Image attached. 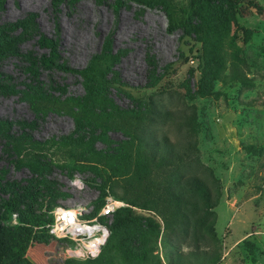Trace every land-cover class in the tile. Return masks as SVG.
Wrapping results in <instances>:
<instances>
[{
  "label": "rangeland",
  "instance_id": "374dc122",
  "mask_svg": "<svg viewBox=\"0 0 264 264\" xmlns=\"http://www.w3.org/2000/svg\"><path fill=\"white\" fill-rule=\"evenodd\" d=\"M252 1L261 9L238 0L231 14L225 0H211L195 32L184 23L188 0H0V35L18 39L15 53L0 54V121L7 122L0 130V245L21 238L28 264H150L142 250L152 232L144 217L151 216L158 224L152 253L164 262L171 235L156 214L133 208L139 219L117 228L113 215L98 217L102 198L112 187L121 192L115 181L122 179L108 178L94 154L133 140V123L116 110L140 107L168 111L151 128L179 144L182 117L194 116L199 162L221 191L216 240L197 250L216 253L213 264H264V0ZM240 27L251 30L247 38ZM216 39L217 70L209 53ZM31 143L37 151H28ZM59 208L96 217L110 241L91 258L73 253L72 240L43 230ZM188 243L178 245L183 263L207 264L189 256Z\"/></svg>",
  "mask_w": 264,
  "mask_h": 264
},
{
  "label": "trees",
  "instance_id": "16d2710c",
  "mask_svg": "<svg viewBox=\"0 0 264 264\" xmlns=\"http://www.w3.org/2000/svg\"><path fill=\"white\" fill-rule=\"evenodd\" d=\"M210 1L188 0V12L184 23L192 26L195 32L200 31V27L203 26L202 11ZM225 1L231 14H234L238 0ZM247 3L257 10L261 9V6L252 0H247ZM192 18H196L197 22L191 25L190 19ZM22 22L21 19L15 23L22 26ZM240 29L244 37L247 38L251 30L245 27H240ZM17 41L15 36L1 34L0 54L15 53ZM40 43L49 48L50 51H54V44L50 38L42 36ZM209 53L217 70L220 65L219 39L212 42ZM29 69L33 75H36L33 67H29ZM80 71L83 76L87 73V70ZM2 86L3 84L0 83V87ZM7 87L5 85V88ZM104 99L111 105L107 97ZM139 108H130L125 111L116 110L118 114L127 115L133 123V134H128L133 137V140L115 141L113 142L114 146L110 148L111 152H105L102 155L100 153L99 155L98 153L94 154L99 159L102 156L104 166L101 167V171H107L109 173L106 175L108 178L112 176L122 179L121 183L115 181V185L121 189V192L114 191L112 187L110 188L111 195L122 200L128 206L121 207L112 213L114 217L111 226L117 228L137 221L139 216L132 207L153 212L160 218L163 228L170 233L171 238L168 241L169 250L165 253L163 262L158 254L152 253L158 235V230L153 231V227L158 224L153 217H144L147 219V225L152 232L144 242L150 245L142 250V254L145 259L150 255V264H185L186 260L183 263L184 260L178 250V245L182 242L186 247L190 246L189 241L193 245V250L189 252V256H197L207 264H213L218 259L216 253L207 255L203 250L198 251L197 249L200 248V245L206 246L210 239L216 240L213 227L215 221L213 208L219 201L221 191L218 179L209 168L199 162L193 136L194 116L185 115L182 117L181 123L184 128L182 137L184 138L183 143L179 144L171 142L164 134L156 136L151 128L154 117L168 119V111L148 108L144 112ZM110 109L114 111L116 108L110 107ZM6 124L7 122L0 121V130ZM132 141H134L133 146ZM20 146L19 141H15L12 144V149L20 154L23 149ZM27 149L28 151H37L38 145L31 143ZM27 164L29 167L37 169L36 165L38 164L35 162H28ZM102 202L103 198L101 204ZM110 239V237L108 240L106 239L107 243ZM12 240L10 243L0 245V264H28L23 256L24 248L20 245L21 238L14 237Z\"/></svg>",
  "mask_w": 264,
  "mask_h": 264
},
{
  "label": "built area",
  "instance_id": "2783aa9c",
  "mask_svg": "<svg viewBox=\"0 0 264 264\" xmlns=\"http://www.w3.org/2000/svg\"><path fill=\"white\" fill-rule=\"evenodd\" d=\"M125 206L128 205L122 200L114 198L111 195H105L99 207L98 217L106 219L115 210ZM72 210L61 208L43 228L51 236L72 240L77 245V254L91 258L98 253L101 245L105 242L107 237L106 225L98 222L96 217L80 219L79 215L81 211L74 212ZM137 210L140 211L139 209Z\"/></svg>",
  "mask_w": 264,
  "mask_h": 264
},
{
  "label": "bare ground",
  "instance_id": "6f19581e",
  "mask_svg": "<svg viewBox=\"0 0 264 264\" xmlns=\"http://www.w3.org/2000/svg\"><path fill=\"white\" fill-rule=\"evenodd\" d=\"M22 6H23V5H22ZM23 8H24V7H23ZM96 19H97V18H96ZM94 24H96L95 21H94ZM60 209H61V208H59L58 210H60ZM62 209H64V208H62ZM72 211H74V212H75V211H78V208H77V209H73ZM72 230L74 231V229H72ZM72 252H73V253H77V251H72Z\"/></svg>",
  "mask_w": 264,
  "mask_h": 264
}]
</instances>
